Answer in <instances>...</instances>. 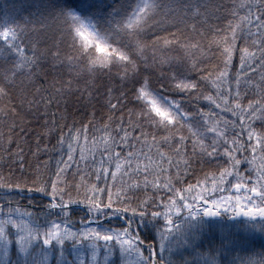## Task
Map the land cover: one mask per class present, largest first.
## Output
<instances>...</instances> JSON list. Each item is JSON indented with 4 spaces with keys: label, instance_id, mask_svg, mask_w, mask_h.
I'll list each match as a JSON object with an SVG mask.
<instances>
[{
    "label": "trees",
    "instance_id": "obj_1",
    "mask_svg": "<svg viewBox=\"0 0 264 264\" xmlns=\"http://www.w3.org/2000/svg\"><path fill=\"white\" fill-rule=\"evenodd\" d=\"M247 2L248 0H175V3L179 5L177 11L175 9L165 10L164 5L169 3V0H162L159 9L135 22L132 28L126 29V32L132 33L129 40L132 41L133 46L136 40H140L144 45L140 52L149 63L155 61L159 64L161 61H165L163 67L167 68V61L178 64L179 60L184 58L189 62L193 59L196 61L202 59L204 64H211L215 62L216 57L207 53L210 48H217V45L210 44L209 41L213 39L216 32L223 36V32L220 30L226 27L228 21L232 19L225 9L232 8L233 4ZM138 3L140 0H0V29L25 25L22 34L25 55L31 56L36 53L38 57L31 68H15L18 54L13 52L11 47L0 38V86H6L7 89L0 93V208L11 207L21 210V213H0V216L17 219L20 217L19 214L28 212L33 215L38 224L54 221L65 224V217L60 214V208L51 207L53 201L57 204L60 203L59 195L53 197L39 191L42 182L22 183L24 177H20V181L16 179L21 172L19 157L16 154L22 153L26 165L31 163L33 169L39 168L40 173L45 175L48 167L51 166L52 174L55 175V160L49 159L55 155L50 151L51 143L47 150L37 151L38 144L43 149V136L41 135L39 141L35 139V134L41 132L40 126L45 120L46 101L52 100L47 105V120L51 123L54 119V112L58 117L61 109H65L70 116L73 111L77 115L84 112L85 109L81 104L89 94V88L92 90V97L96 100L100 99L98 93L105 92L106 94L102 85L108 80V76L100 72V65L94 66L96 72H89L87 59L98 55L107 56L112 74L115 75L119 71L117 57L112 49L122 48L124 42L117 41L113 29L118 22L129 20L133 8ZM189 4L206 6L199 8L197 14L194 15L191 9L185 7ZM244 11L246 12L247 8ZM174 13L181 19L172 21ZM58 14H71L83 24L91 25L97 33L95 35L98 41L103 40L101 43L104 51H101L97 44L87 42L79 32L73 31L70 35L71 21L58 18ZM243 14L240 13V15ZM251 39L248 37L249 43L246 44L243 32L238 31L236 51L234 52L235 60L239 61L241 46L248 48L249 52L252 51ZM220 47L222 48L223 45ZM197 67H200L199 63ZM104 72H107V68ZM5 75L8 77L7 81L4 80ZM154 79H161L159 73ZM115 83L119 84L118 76ZM77 98L80 103H77ZM249 98L256 99L257 97L250 96ZM56 101H59V104ZM244 103L246 104L247 100H244ZM153 113L155 112L153 111ZM115 115L119 117L120 112L117 111ZM132 119H135L134 113ZM123 120H129L127 113H124ZM259 127V121L256 120V125L253 128ZM185 134L189 135L187 130H185ZM92 135H96L97 140L102 141L104 133H92L89 128L90 141ZM157 135L162 136L161 133H157ZM173 139H177V137H173ZM149 141H151V137H149ZM210 142V139L205 141V143ZM187 143L186 151L190 152L191 141L189 140ZM219 143L230 148L229 144H225L222 140ZM243 143L245 144V142ZM246 151L237 153V155L248 157ZM152 153H155V148L152 149ZM165 153L171 155L167 149H165ZM75 155L79 156L78 147ZM262 157L258 160L259 163L264 161V151ZM91 158L92 152L89 147L86 150L85 162L80 166L82 172L73 175L72 169L77 167L73 163L59 178L57 187L63 191L66 184H70L72 198L77 201L64 206L70 213L67 217L70 223L67 225L78 229L87 224L89 220L86 203L78 201L86 199V194L90 195L91 191L96 189L97 195H102L107 202L108 187L111 186L114 198L125 197V203H131L133 206L147 197L145 206L148 211L143 215L135 216L131 231L144 244L145 254H147L148 244L152 245L158 264H264L263 240L247 231L236 230L233 223H228L230 226L228 227L218 224L219 221L204 220L202 223L199 222L198 226H194L190 225L188 221H184L181 216L174 217L169 223L162 214L165 201L173 198L175 202L180 203V196H185L190 191V189L188 191H182V189H188L189 185L195 187L202 183H210L214 177L222 174L221 168L229 167L227 155L221 153L215 157L205 156L206 163L204 165L201 164L199 156L191 159L185 157L180 161L173 157V166H169L168 161H164L165 173L157 170L155 164L149 170L135 171L136 163L132 164L134 171L129 172L127 161H125L120 165L121 172L116 173L115 178L111 173V169L116 167L115 160L104 165L110 169L108 173L101 170L97 177L95 170L89 166ZM154 159L159 161L160 157L154 156ZM97 160H99V153H97ZM242 162L241 172L247 169V163ZM138 163L139 167L144 169L150 162L147 156H142ZM176 163L181 165L179 175L183 177L182 182L174 178L177 173V168L174 166ZM184 167H187V172L183 171ZM122 172L126 175L121 176ZM37 175L34 173L32 179H36ZM165 175L170 181L169 187H164ZM247 175L252 176L253 174ZM105 177L108 181L107 185H105ZM17 183H20L21 186L17 187ZM9 184L11 187L6 186ZM47 191H52L50 181L47 184ZM77 192L80 194L76 195ZM64 198H69L67 193ZM139 211L138 209L137 212L139 213ZM152 212L161 214L152 215ZM28 217L32 219L30 225H35L32 216H24V219ZM105 220L109 223L104 224V221L99 218L96 221H101V225L120 227L122 218L108 217L106 214ZM124 221L127 220L123 219V223ZM182 222L191 228L190 234L185 237L178 235L175 238L174 245L178 248V253L172 256V252H166L165 257L161 258L158 248L163 232L169 230L174 223L181 224ZM248 222L256 223V221ZM235 223L243 224V222ZM15 231L16 229H8L5 233L10 243L7 264H21L19 263L21 252L17 246ZM145 236L148 237V241L144 240ZM136 246L140 247L141 245L137 244ZM65 261L66 259L54 260L53 264H62ZM121 261L118 255L113 264H121Z\"/></svg>",
    "mask_w": 264,
    "mask_h": 264
},
{
    "label": "snow or ice",
    "instance_id": "obj_2",
    "mask_svg": "<svg viewBox=\"0 0 264 264\" xmlns=\"http://www.w3.org/2000/svg\"><path fill=\"white\" fill-rule=\"evenodd\" d=\"M161 2L162 0H153V2L140 0V3L133 8L129 20L122 23L118 22L113 29L117 41L122 40L124 42L122 48L112 49L119 66V71L115 75L112 74V69L109 67V57L98 55L87 59L89 72H96L94 66L100 65V72L108 76V80L102 85L106 94L105 92L98 93L100 99L96 100L92 97V90L89 88V94L81 104L85 109L84 112L77 115L73 111L70 116L65 109H61L58 117L54 112V119L51 123L47 120V105L52 100L46 101L45 120L40 126L41 132L35 134V139L39 141L41 135L43 136V149L38 144L37 151L47 150L49 143H51L50 151L55 155L49 159L55 160V175L52 174L51 166L48 167L45 175L40 173L39 168L33 169L31 163L26 165L22 153L16 154L19 157L21 168L20 175L16 179L20 181V177H24L22 183L42 182L39 191L45 192L48 196L59 195L60 203L57 204L53 201L51 207L60 208V214L65 217L64 223L66 225L70 223L67 219L70 213L64 206L77 201L72 198L70 184H66L63 191L57 187L59 178L73 163L77 166L72 169L73 175L82 172L80 166L85 162L86 150L89 147L92 152L89 166L95 170L97 177H99L101 170L108 173L110 169L104 165L115 160L116 167L111 169L114 178L116 177V170L120 169V165L125 161H127L129 172L134 171L132 164L136 163L135 171L149 170L155 164L157 170L165 173L164 161H168L169 166H173V157L180 161L185 157L191 159L199 156L201 164L204 165L206 163L205 156L215 157L222 153L227 155L229 167L221 168V182L226 178L223 173L231 172L232 168L241 164V159L255 166L256 157L249 159L247 156H242L241 159H237V153L245 152L247 149H251L254 153L264 151V0H248L247 3L233 4L232 8L225 9L232 19L228 21L226 27L220 30L223 32V36L216 32L213 39L209 41L210 44L215 43L217 45V48H210L207 53L216 57L215 62L204 64L202 59L199 61L193 59L189 62V60L181 58L178 64L167 61V68L163 67L165 61H161L159 64L155 61L149 63L140 52L144 45L140 40H136L133 46L132 41L129 40L132 33L126 32V29L132 28L135 22L159 9ZM205 6L202 4L185 5L191 9L194 15L197 14L199 8ZM245 8H247L246 12L244 11ZM164 9L178 11L179 5L175 3V0H169V3L164 5ZM240 13L244 14L240 15ZM57 17L71 21L70 35L73 31H85L95 36L90 28L71 14H58ZM237 17L239 18L237 19ZM171 19L177 21L181 18L174 13ZM24 30L25 25L0 29V38L11 47L13 52L18 54V62L14 65L15 68H31L38 59L36 53L31 56L25 55L22 35ZM209 30L215 31L214 29ZM238 31L243 32L246 44L249 43L248 37L252 38L250 43L252 51L249 52L248 48L241 46L239 48V61L234 59ZM101 42L103 43L102 39ZM221 45H223L222 48ZM198 63L200 67H197ZM105 68H107L106 73L104 72ZM157 73L161 79H154ZM117 76L119 77V84L115 83ZM4 80H8L6 75ZM6 90V86H0V93ZM250 96L257 98L251 99ZM149 99L160 110L172 117L171 124L153 113L149 106ZM244 100H247L246 104ZM56 103L59 104V101ZM77 103H80L79 98H77ZM89 109L91 110L89 111ZM215 109L220 111L217 112ZM117 111L120 112L119 117L115 115ZM124 113L129 115L128 121L123 120ZM133 113L135 114L134 120L132 119ZM221 113H230L232 119L229 121ZM236 118H239V124H237ZM247 120H258L260 127L253 128L247 123ZM113 125L114 127H112ZM89 128H91L92 133H104L102 141H98L96 135H92L90 141ZM185 130L189 135L185 134ZM157 133H161L162 136H158ZM243 133H247L249 137L247 148L242 141ZM149 137H151V141H149ZM173 137H177V139H173ZM17 139L19 140L20 137L18 136ZM209 139L211 142L205 143ZM221 139L224 140L225 144H230L231 147L221 145L219 143ZM189 140L191 141L190 152L186 151ZM257 140L259 141V148L254 142ZM77 147L79 148V156L75 155ZM153 148H155L154 154L152 153ZM165 149L171 155H166ZM198 149L199 151H197ZM97 153H99V160H97ZM142 156H147L150 162L144 169H141L138 163ZM154 156H159L160 160H155ZM174 166L177 168L174 178L182 182L183 177L179 175L181 165L176 163ZM183 171L187 172V167H184ZM34 173L38 175L33 180ZM124 175L126 173L122 172L121 176ZM235 176L239 181H246L247 179L254 182L250 187L247 182L231 183V187L238 190L235 197L213 199L206 190L193 195L192 201L188 200L187 195L182 196L183 208L189 210L193 216L198 212H203L205 215H216L218 209L224 207L226 211L234 214L243 212L246 216L264 217V169H259L258 174H253L247 178L239 171L235 173ZM49 181L52 185L50 192L47 191ZM107 184L108 181L105 177V185ZM6 186L11 187V184ZM16 186L20 187L21 184L17 183ZM169 186L170 181L165 175L164 187ZM189 189L195 192L193 185H189L188 189H182V191ZM241 192L243 195L239 194ZM66 193L68 199L64 198ZM249 193L252 195L250 196ZM79 194V192L76 193V195ZM146 200L147 197L141 199L135 206L131 203H125V197L117 196L114 198L111 186H109L107 202L102 195H97L96 189H93L90 195L86 194V199L78 201L79 203H86L89 222L99 218V220L104 221V224H108L109 222L105 220L106 214L108 217H121V226L116 228L114 235L97 232L96 228L100 224H96V227L87 225L84 230L77 233L70 227L60 228L57 223H51L47 232H38L34 231L33 227L24 219L16 220L15 218L11 220L0 219V233H2L3 225L6 223H11L13 227L19 225L23 231V239H31L38 235L45 247L50 246L53 242L66 239L77 241L81 238H96L103 241L115 240L122 247L132 249L142 255L144 264H158L152 245L148 244L147 254H145L144 244L131 231L135 216L137 214L143 215L148 211L145 206ZM201 200H203V206H197V203H194ZM231 200L235 201L234 209L229 203ZM243 200L255 207H247V210H244L241 207ZM138 209L140 210L139 213L137 212ZM179 210L174 199L169 198V201H165L163 205L162 214L170 223V215ZM0 213H21V210L11 207L0 208ZM22 214L33 217L28 212ZM158 214L161 213L152 212V215ZM123 219L127 220L126 225L123 223ZM33 221L38 224L34 217ZM81 223H84L83 220ZM144 240L148 241V237L145 236ZM137 244L141 246L136 247Z\"/></svg>",
    "mask_w": 264,
    "mask_h": 264
},
{
    "label": "rangeland",
    "instance_id": "obj_3",
    "mask_svg": "<svg viewBox=\"0 0 264 264\" xmlns=\"http://www.w3.org/2000/svg\"><path fill=\"white\" fill-rule=\"evenodd\" d=\"M88 28H90V31L94 34L96 33L94 28L91 25H86ZM80 35L90 44H97L99 46V49L101 51H104L103 44L98 41L96 35H90L88 32L85 31H79ZM97 34V33H96ZM149 104L152 108V110L160 116L162 119H166L168 122L172 123V117L169 116L166 112L160 110V108L155 105L150 99ZM217 112L220 110L217 109ZM222 116H226V118L230 121L232 119L230 113H221ZM237 119V124L240 123L239 118ZM247 123L252 125L253 127L256 125V120H247ZM248 135L247 133H243L242 141L245 142L246 148L248 143ZM223 142L224 140L221 139ZM257 145V148H259V141H254ZM228 145V144H227ZM229 147L231 145L229 144ZM260 152V154H259ZM263 151L258 152H252L251 149H248L246 151V155H248L249 159L252 157H256L254 161V165H250L247 161L242 160L241 157L236 155L237 159H241V164L237 165L236 167L232 168L231 172H225L223 175L226 177L223 182L220 181V177L222 174H220L218 177H214L210 183H202L197 186H195V192H192L191 189L186 193L188 196V200L192 201V196L195 195L198 192H201L202 190H206L208 195L211 196L213 199H218L219 197H235L238 194V191H233V188L231 187V183H237V182H247L249 184V187L254 181L247 180L246 181H239L235 173L237 171H240L242 161H245L247 163V169L244 170L243 173L244 176L250 177L247 174H258L259 169H264V161L263 163H259V159H262ZM121 172L120 169L116 171V173ZM219 185V187H217ZM233 191V192H232ZM191 193V194H189ZM240 195H243V193H239ZM251 196L252 194L249 193ZM183 195L180 196L179 199H181ZM203 200L197 203V206H202ZM184 201L181 199V202L179 203L176 201L177 206L179 207V211L173 212L170 215V220H172L174 217H180L184 221H188V223L194 226H198L197 224L199 222H203V212H198L195 216L190 214V211L183 208ZM230 205L235 208V201L231 200L229 201ZM241 207L244 210H247V207H255L253 205H249L246 200L241 201ZM218 212L223 215V219L218 222V224H222L223 226H228L229 218L233 216L234 213L226 211L224 207H221L218 209ZM20 217H18L16 220L24 219V216L22 214H19ZM165 218V216H164ZM0 219H9L3 216H0ZM13 218H10L11 220ZM166 219V218H165ZM25 222L29 223L31 222V218L28 217L24 219ZM51 223H57L60 228L64 227H70L77 233L84 230L87 225L96 227L95 225L98 224L95 221L89 222L85 225H82L80 228L76 229L69 225L54 221V222H43L41 224H35L30 225L33 227L34 231L38 232H47V230L50 228ZM234 228L236 230H242L247 231L248 233L256 236V238L263 240L264 242V220L256 221V223H250V222H243V224L240 223H233ZM117 227H113L112 225H100L98 228H96V231L101 234H109L112 233L115 234V230ZM227 228V227H223ZM16 229L15 231V237L18 241V249L21 252V256L19 257V263L21 264H53L54 260H61L66 259L65 262L67 264H113L114 259L119 255V258H121V264H144V258L139 253L133 251L132 249L124 248L122 247L118 242L115 240L112 241H103L96 238H81L80 240L75 239H66L59 242H53L50 246L45 247L42 245L39 236H34L31 239H23V231L22 228L17 225L16 227H13L11 223H6L3 225V231L0 233V264H7V254L10 252V243L7 240V237L5 236V233H7V230ZM190 227L185 226V223H174L171 225V228L167 230L166 232H163V236H161V242L159 244L158 253L161 256V258L165 257L166 252H172V256H174L176 253L179 252L178 248L174 245L175 238L179 235V237H185L186 235L190 234ZM11 232V231H10ZM100 241H103L102 243H99ZM137 247V246H136ZM171 259V257H170ZM65 262H62V264H65Z\"/></svg>",
    "mask_w": 264,
    "mask_h": 264
},
{
    "label": "water",
    "instance_id": "obj_4",
    "mask_svg": "<svg viewBox=\"0 0 264 264\" xmlns=\"http://www.w3.org/2000/svg\"><path fill=\"white\" fill-rule=\"evenodd\" d=\"M233 191H238L236 189H234ZM232 191V192H233ZM215 210V209H214ZM221 218V215L219 213H217L216 215H205L204 214V219L207 220V221H210V220H219ZM243 219H250V220H259V219H264V217H260V216H246L243 214V212H241L240 214H234L232 217H231V221L232 223L236 220H243Z\"/></svg>",
    "mask_w": 264,
    "mask_h": 264
},
{
    "label": "flooded vegetation",
    "instance_id": "obj_5",
    "mask_svg": "<svg viewBox=\"0 0 264 264\" xmlns=\"http://www.w3.org/2000/svg\"><path fill=\"white\" fill-rule=\"evenodd\" d=\"M246 221H251V220H249V219H246V220H244V221H242V222H246Z\"/></svg>",
    "mask_w": 264,
    "mask_h": 264
}]
</instances>
